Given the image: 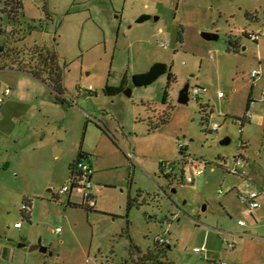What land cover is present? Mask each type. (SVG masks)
Masks as SVG:
<instances>
[{"label":"rangeland","instance_id":"374dc122","mask_svg":"<svg viewBox=\"0 0 264 264\" xmlns=\"http://www.w3.org/2000/svg\"><path fill=\"white\" fill-rule=\"evenodd\" d=\"M7 1L0 92L14 89L18 102L15 116L0 122V264H135L159 238L173 264H264V228L258 241L240 237L237 216L223 207L249 182L227 173L238 155L264 191V37L245 35L264 32V0H20L14 20ZM141 15L149 20L137 23ZM40 47L58 55L64 104L17 71ZM154 63L171 80L135 87L131 77ZM186 83L202 90L181 105ZM121 85L114 96L103 92ZM165 113L167 123L151 129ZM79 151L92 163L93 210L75 192L59 194ZM196 169L203 173L185 182ZM221 189L231 191L220 197ZM38 241L46 254L29 249Z\"/></svg>","mask_w":264,"mask_h":264},{"label":"trees","instance_id":"16d2710c","mask_svg":"<svg viewBox=\"0 0 264 264\" xmlns=\"http://www.w3.org/2000/svg\"><path fill=\"white\" fill-rule=\"evenodd\" d=\"M10 11L9 15L12 20H14L15 10H19L21 8V1L20 0H10L8 4ZM16 11V12H17ZM12 15V17H11ZM149 20V16L141 15L136 22L143 23ZM245 34V33H244ZM247 35V34H245ZM236 46L231 41L229 46ZM38 49V48H37ZM0 52H3V47H0ZM41 57V64L34 63L36 60L33 57ZM32 57V58H31ZM30 62L28 64H18L17 69L20 71L27 72L31 74L33 77L39 79L45 85H47L54 96V103L64 104L66 100L60 96L64 93V86H63V73L64 70L61 69L59 65V58L57 53L54 50H48L45 47H40L39 51L34 48L31 52ZM34 63V64H33ZM12 67V66H11ZM167 74L168 81L171 80L172 75L170 74L169 68L164 63H154L147 72L141 74H135L131 77V82L135 87H146L153 83H155L161 76ZM123 90L122 85L120 87H109L105 86L103 92L107 96H114L117 93ZM91 94V93H89ZM167 98V93L164 92L163 95V103L165 104ZM198 99V98H197ZM168 121V114L165 113L163 116L160 117L159 122L156 125H150L151 129H156L158 126L167 123ZM180 154L183 153L180 151ZM239 156V155H238ZM88 158V155L79 151L78 155L74 159V161L68 166L69 172L73 166V164L82 158ZM172 168V167H171ZM163 173V171H162ZM164 175V174H163ZM167 178H170V175H164ZM29 208V204L26 203ZM67 205L77 206L76 204H72L67 200ZM81 206L85 207L88 210H93V208H88L84 203ZM24 211V210H23ZM29 214V211H24ZM168 244H160L157 240L154 242L153 249L148 250L146 253L140 256H136L135 264H173L172 262L166 259L167 250L169 249ZM134 254H139V250L133 248ZM209 264V263H206Z\"/></svg>","mask_w":264,"mask_h":264},{"label":"built area","instance_id":"2783aa9c","mask_svg":"<svg viewBox=\"0 0 264 264\" xmlns=\"http://www.w3.org/2000/svg\"><path fill=\"white\" fill-rule=\"evenodd\" d=\"M247 36L254 42L257 41V39L261 36L264 37V32L262 33H249L247 34ZM163 48H165V46H162ZM257 76V74L255 72L251 73V77L255 78ZM201 90L199 87H192L189 88L188 90V96L189 99H195L197 100V98L199 97ZM77 92L78 93H91L92 92V87L88 86L86 88H82L80 86L77 87ZM10 93L9 89H4L2 92H0V104L3 102V99L6 98ZM264 95V92H263ZM217 97L221 98L223 97L222 92H218L217 93ZM250 119V116L247 114L246 116H244L242 119L238 120V123L240 125V127H243V125ZM218 129V125H216L215 123H211V125L208 127L209 131H217ZM179 150L183 153L182 157L185 159L186 155L184 153V146L179 145L178 146ZM127 156L129 158H131L130 154H127ZM169 168V167H168ZM203 172V170L201 169H196L192 175H189L185 178V182L187 183H191L193 181V177L200 175ZM228 172L231 174H237V175H241L242 177L246 178V164L245 162H243L242 160H240V157H236L233 163V166L228 169ZM163 174L164 175H171V172L169 169H164L163 170ZM92 168L89 164L88 161H84V158L79 159L78 161H76L70 172H69V176H68V185L67 186H63L60 190H59V194L61 195H70L72 192H75L79 195L82 196L83 198V203L88 207V208H94L95 206V202L93 199V196L91 194V190H92ZM227 191L221 189L218 190V196H223ZM238 197V202L243 206L245 214L249 217H251L253 215V213L255 212V210L259 209L261 204L259 199L261 197H264V191L263 190H246V191H239V193L237 194ZM22 210L24 211H28L29 208L28 206L25 204L22 206ZM238 225L243 226L245 225L244 221H238ZM15 228H19V224H15ZM58 231V230H57ZM160 244H168V241L163 239V238H159L157 240ZM229 248H232L233 245L226 242ZM194 252H199V253H203L205 252L204 247H201L199 249L194 248L193 250ZM218 264H225L223 262H220Z\"/></svg>","mask_w":264,"mask_h":264},{"label":"crops","instance_id":"0c3cea01","mask_svg":"<svg viewBox=\"0 0 264 264\" xmlns=\"http://www.w3.org/2000/svg\"><path fill=\"white\" fill-rule=\"evenodd\" d=\"M4 67H0V70H4ZM7 69L12 70L13 68L10 66ZM17 71H20V70L17 69ZM22 72H24V71H22ZM24 73L28 74L27 72H24ZM28 75H30L31 77H33L31 74H28ZM33 78H35V77H33ZM35 79H37V78H35ZM9 84L11 86L15 87V84L16 83L15 84L14 83H12V84L9 83ZM47 88L52 93L51 89L48 86H47ZM16 100H17L16 99V92H15L14 89L13 90L11 89L9 95L5 98V100L0 105V122H2L3 120H5V118H9L10 116H15L14 115V110H15L16 104L18 102ZM238 157H240V155ZM87 160H88V162H89V164H90V166L92 168V163H91L90 159L87 158ZM184 163H187V162H184ZM227 173H229V172L227 171ZM232 175L238 176L241 179L244 178L241 175H237V174H232ZM246 176H247L246 178L249 180V182L246 180V182H244V184L242 186L243 189H241V190H239V189H235L234 190L233 189L234 194L231 197H229V198H224L223 207L226 210L227 214H229V213L231 214L230 216H234V215L237 216V218H238L237 219V225H238V221H244L245 225H243V226L238 225L239 227L242 228V232H241L240 237H245L246 236L247 238H251V240L254 239V240H257L258 241L259 238H262L261 237V230H262V228H264V197H261L259 199L260 204H261L260 208L257 209V210H255V212L253 213V215L251 217L247 216L245 214V211H244L243 206L238 202L237 194L239 193V191L257 190V189H255V185L257 183L255 181V177H253V176L251 177L250 176V178H249L248 177V174H246ZM92 179H93V171H92V178H91V180ZM225 191H227L225 193V194H227L231 190H225ZM95 206H96V203H95ZM95 206H94V208H95ZM244 217L248 218V220L251 221V223L247 225ZM232 245H233V247L231 249H234L235 248V244H232ZM206 263H209V264H218V263H213V262L211 263L209 261H206ZM233 264H239V263L238 262L237 263L235 262Z\"/></svg>","mask_w":264,"mask_h":264},{"label":"water","instance_id":"95a60500","mask_svg":"<svg viewBox=\"0 0 264 264\" xmlns=\"http://www.w3.org/2000/svg\"><path fill=\"white\" fill-rule=\"evenodd\" d=\"M201 38L207 41H212V40H217L218 39V35L215 33H210V32H203L201 33ZM188 90H189V84L186 83L183 88L179 91L178 93V98H177V102L181 105H185L187 104L188 100H189V96H188ZM124 93L129 96V91H124ZM227 140H224L222 142V144H226ZM173 166V163H169L168 167L171 168ZM172 192H174V190H172ZM205 207L202 208V210H204ZM19 246H24L23 244H19ZM31 251L32 250H39L41 253L46 254L47 253V248L41 246L40 241H38L36 244H33L30 246L29 248ZM50 255V253H49Z\"/></svg>","mask_w":264,"mask_h":264},{"label":"flooded vegetation","instance_id":"af4514ba","mask_svg":"<svg viewBox=\"0 0 264 264\" xmlns=\"http://www.w3.org/2000/svg\"><path fill=\"white\" fill-rule=\"evenodd\" d=\"M10 3V1H7L6 2V4H5V6L9 9V11H10V8H9V6H8V4Z\"/></svg>","mask_w":264,"mask_h":264}]
</instances>
